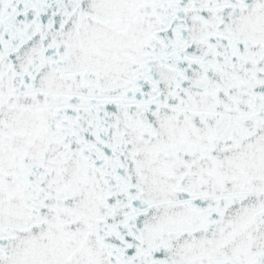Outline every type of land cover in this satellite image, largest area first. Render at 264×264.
Listing matches in <instances>:
<instances>
[{
    "label": "snow or ice",
    "instance_id": "6c2138e0",
    "mask_svg": "<svg viewBox=\"0 0 264 264\" xmlns=\"http://www.w3.org/2000/svg\"><path fill=\"white\" fill-rule=\"evenodd\" d=\"M0 264H264V0H0Z\"/></svg>",
    "mask_w": 264,
    "mask_h": 264
}]
</instances>
